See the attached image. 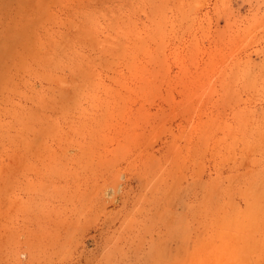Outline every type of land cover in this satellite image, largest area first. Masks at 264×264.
I'll list each match as a JSON object with an SVG mask.
<instances>
[{
  "label": "rangeland",
  "instance_id": "rangeland-1",
  "mask_svg": "<svg viewBox=\"0 0 264 264\" xmlns=\"http://www.w3.org/2000/svg\"><path fill=\"white\" fill-rule=\"evenodd\" d=\"M0 264H264V0H0Z\"/></svg>",
  "mask_w": 264,
  "mask_h": 264
}]
</instances>
